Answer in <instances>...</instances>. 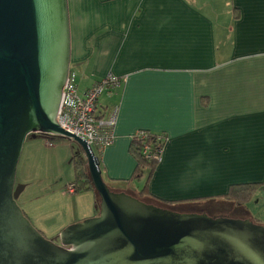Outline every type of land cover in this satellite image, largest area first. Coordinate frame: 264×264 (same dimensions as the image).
<instances>
[{"label":"crops","instance_id":"1","mask_svg":"<svg viewBox=\"0 0 264 264\" xmlns=\"http://www.w3.org/2000/svg\"><path fill=\"white\" fill-rule=\"evenodd\" d=\"M68 4L70 69L80 92L110 73L122 79L97 108L104 115L118 107L115 140L100 155L111 189L162 205L222 198L233 185L264 183V0ZM145 130L167 140L143 192L148 169L135 175L130 146ZM260 196L264 184L252 198L258 212L250 202L244 208L264 225ZM80 212L66 206L47 216L62 218L58 235Z\"/></svg>","mask_w":264,"mask_h":264},{"label":"water","instance_id":"2","mask_svg":"<svg viewBox=\"0 0 264 264\" xmlns=\"http://www.w3.org/2000/svg\"><path fill=\"white\" fill-rule=\"evenodd\" d=\"M70 62L68 0H0V264H264V225L251 218L182 213L111 189L93 148L57 120ZM30 133L78 142L100 197L98 214L52 239L16 200Z\"/></svg>","mask_w":264,"mask_h":264},{"label":"rangeland","instance_id":"3","mask_svg":"<svg viewBox=\"0 0 264 264\" xmlns=\"http://www.w3.org/2000/svg\"><path fill=\"white\" fill-rule=\"evenodd\" d=\"M48 140L47 136L43 134L30 133L27 135L18 162L16 175V186L22 185L24 188L16 200L31 223L40 230L45 237L52 239L57 236L54 230H56L57 225L62 222V218L57 219L60 216H47L48 212L53 210L58 212L66 206L72 209L78 206V208L81 209V217H78L77 220L81 221L98 214V208H96L97 196L94 190L83 189L79 192H73L78 193V196L75 197L71 196V192L67 190L70 183L75 179V160L79 159V156L86 160L85 154L79 143L74 140L70 141L68 139H57L53 137L52 140L54 145L49 146L47 144ZM103 177L109 185L108 179H106L104 173ZM65 194H67V196ZM219 198L191 201L181 204L173 203L162 206L169 207L182 213L210 211L212 214H223L222 216H229L231 218L247 217V210L243 206L242 208L235 202L222 199L221 197ZM256 198L250 201L249 206H255V208H257L256 212H258L261 206L260 204H255ZM262 198H264V196H260L259 201H261ZM143 200L146 199L143 198ZM207 202H217V206L222 207L213 208V204H208L210 206L205 205ZM97 203L99 206V196ZM249 210H251V208H249ZM38 219L48 227L40 225ZM78 221H69L70 223H65V227ZM255 222L260 223V218L258 219V217H255ZM65 227H62V229Z\"/></svg>","mask_w":264,"mask_h":264},{"label":"built area","instance_id":"4","mask_svg":"<svg viewBox=\"0 0 264 264\" xmlns=\"http://www.w3.org/2000/svg\"><path fill=\"white\" fill-rule=\"evenodd\" d=\"M121 80L110 73L94 83L85 92H80L78 75L70 69L66 83L62 90L61 103L57 114L59 125L77 136L85 139L93 148L100 160L102 150L115 140V127L118 120V107L112 108L104 115L97 114L98 103L103 93L111 87L120 85ZM147 136L145 131L138 132ZM49 139L47 144L53 146L55 135L43 134ZM162 154L155 158L160 161ZM101 161V160H100ZM76 186L72 183L67 190L75 192Z\"/></svg>","mask_w":264,"mask_h":264},{"label":"trees","instance_id":"5","mask_svg":"<svg viewBox=\"0 0 264 264\" xmlns=\"http://www.w3.org/2000/svg\"><path fill=\"white\" fill-rule=\"evenodd\" d=\"M147 136H141L139 133H136L132 137L130 151L131 154L137 161V168L135 175L143 176L146 169L147 171V183L143 192L148 190V181L152 177L153 172L156 167L159 165V161L155 158L156 155L162 154V151L165 147L167 140V135L165 133H157L150 130H145ZM57 139H71L61 136H55ZM54 137V138H55ZM76 161V174L75 179L72 182L76 186L75 192H79L83 189L94 190L98 199V193L92 185V181L89 175V170L87 162L84 158L79 156V159ZM102 168V167H101ZM264 183H247L240 185H233L230 187L229 192L222 196L231 202H235L238 205L246 207L248 202H250L255 195L258 188ZM140 199H143L142 196H139ZM205 198V197H204ZM173 201L161 202L162 205H168ZM98 206V203H97ZM99 211V210H98Z\"/></svg>","mask_w":264,"mask_h":264},{"label":"flooded vegetation","instance_id":"6","mask_svg":"<svg viewBox=\"0 0 264 264\" xmlns=\"http://www.w3.org/2000/svg\"><path fill=\"white\" fill-rule=\"evenodd\" d=\"M224 201V200H223ZM208 204H213V208H218V207H222V206H217V202H207V204H205V205H208ZM208 206H210V205H208ZM203 212H205V211H199V212H197V213H203ZM206 213L208 214V215H211V216H214V215H216V214H212V213H210V211L209 212H207L206 211ZM219 215H223V214H219Z\"/></svg>","mask_w":264,"mask_h":264}]
</instances>
